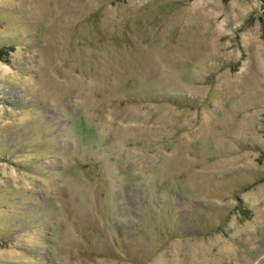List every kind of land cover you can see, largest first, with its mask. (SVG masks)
Here are the masks:
<instances>
[{
	"label": "rangeland",
	"instance_id": "374dc122",
	"mask_svg": "<svg viewBox=\"0 0 264 264\" xmlns=\"http://www.w3.org/2000/svg\"><path fill=\"white\" fill-rule=\"evenodd\" d=\"M0 264H264V0H0Z\"/></svg>",
	"mask_w": 264,
	"mask_h": 264
}]
</instances>
